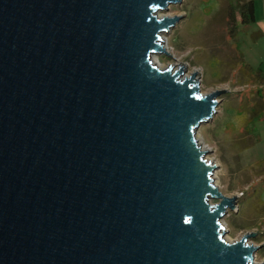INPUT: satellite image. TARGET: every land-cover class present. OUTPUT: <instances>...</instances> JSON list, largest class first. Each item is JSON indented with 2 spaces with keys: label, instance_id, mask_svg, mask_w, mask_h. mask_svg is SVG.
Here are the masks:
<instances>
[{
  "label": "water",
  "instance_id": "1",
  "mask_svg": "<svg viewBox=\"0 0 264 264\" xmlns=\"http://www.w3.org/2000/svg\"><path fill=\"white\" fill-rule=\"evenodd\" d=\"M180 1L0 0V264H264L195 139L224 90L151 59Z\"/></svg>",
  "mask_w": 264,
  "mask_h": 264
},
{
  "label": "rangeland",
  "instance_id": "2",
  "mask_svg": "<svg viewBox=\"0 0 264 264\" xmlns=\"http://www.w3.org/2000/svg\"><path fill=\"white\" fill-rule=\"evenodd\" d=\"M227 6L240 14L235 0H181L160 10L159 16L180 18L162 33L166 49L157 53L156 60L161 69L170 66L176 71L184 66L181 78L195 71L202 95L224 90L216 98L215 114L195 135L211 149L205 157L216 165L217 190L223 196L236 197L233 209L227 208L221 219L226 225L225 238L232 242L253 234L248 242L262 245L254 254L255 263H262L264 60L258 59L252 40L244 34L238 33V37L242 36L245 45L227 41L223 35ZM219 201L211 199L210 203Z\"/></svg>",
  "mask_w": 264,
  "mask_h": 264
},
{
  "label": "crops",
  "instance_id": "3",
  "mask_svg": "<svg viewBox=\"0 0 264 264\" xmlns=\"http://www.w3.org/2000/svg\"><path fill=\"white\" fill-rule=\"evenodd\" d=\"M243 0H235L238 8L240 3ZM245 1V0H244ZM254 4V22L249 24H243L241 22V15H235L234 12H231L227 6L226 13L224 16V32L223 35L228 40H235L236 43L245 45L244 39L238 37V33L244 34L246 38L252 40V45L255 47L258 55V59L264 60V0H252ZM232 13V21L229 13ZM240 12V10H239ZM241 24V25H240ZM241 26V27H240ZM259 76V81H262L260 73H257Z\"/></svg>",
  "mask_w": 264,
  "mask_h": 264
},
{
  "label": "trees",
  "instance_id": "4",
  "mask_svg": "<svg viewBox=\"0 0 264 264\" xmlns=\"http://www.w3.org/2000/svg\"><path fill=\"white\" fill-rule=\"evenodd\" d=\"M240 15H241V22L243 24H249L254 22V4L252 0H243L239 5ZM232 12V10L230 9ZM229 13L232 21V13Z\"/></svg>",
  "mask_w": 264,
  "mask_h": 264
},
{
  "label": "bare ground",
  "instance_id": "5",
  "mask_svg": "<svg viewBox=\"0 0 264 264\" xmlns=\"http://www.w3.org/2000/svg\"><path fill=\"white\" fill-rule=\"evenodd\" d=\"M159 17H162L161 15ZM160 44H161V47L163 48V50L165 51L166 49V43H165V39L162 37V34L160 35ZM156 55L157 54H154L151 56V59L153 61L154 64H156L158 67H160V62L156 60ZM188 78V76H182V78ZM195 139H196V143H197V146L200 147L201 150L203 151H210L211 149L208 147V145H206V143L202 140H200L199 138H197V136L195 135ZM207 161H210L211 163H213V160L210 159V158H207L205 157ZM215 164V163H214ZM213 178H214V185L217 187V176L216 174L213 175ZM222 225L224 227V229L226 228V225L222 222ZM226 230V229H225Z\"/></svg>",
  "mask_w": 264,
  "mask_h": 264
}]
</instances>
